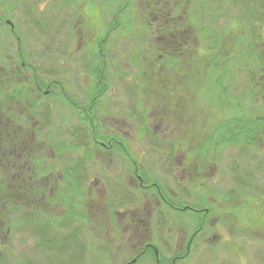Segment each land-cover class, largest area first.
<instances>
[{
    "label": "rangeland",
    "instance_id": "374dc122",
    "mask_svg": "<svg viewBox=\"0 0 264 264\" xmlns=\"http://www.w3.org/2000/svg\"><path fill=\"white\" fill-rule=\"evenodd\" d=\"M114 1L119 7L110 12L101 9L108 0L0 2V264H125L138 239L126 231L113 242L121 248H105L110 229H136L129 217L150 211L169 213L191 230L202 215L141 192L156 188L172 207L208 208L227 221L207 231L212 240L182 264H264V139L245 150L222 148L215 133L230 118L264 116V0H206L195 18L189 14L203 0ZM158 8L162 27L175 14L177 22L209 26L210 40L177 31L178 25L158 29ZM238 17L250 37L235 50ZM216 37L223 38L222 50L211 43ZM251 48L261 53L249 60ZM213 54L242 65L232 71L229 108L208 103L197 85ZM22 90L23 103L9 100ZM7 134L11 146L3 141ZM105 134L122 140L126 159L101 153ZM132 165L144 185L154 186L140 191L129 183ZM102 169L113 172L97 174ZM65 215L75 216L65 223ZM168 225L155 244L169 243Z\"/></svg>",
    "mask_w": 264,
    "mask_h": 264
},
{
    "label": "flooded vegetation",
    "instance_id": "af4514ba",
    "mask_svg": "<svg viewBox=\"0 0 264 264\" xmlns=\"http://www.w3.org/2000/svg\"><path fill=\"white\" fill-rule=\"evenodd\" d=\"M112 1L113 0H108V4L106 6H103V8H101L102 10H104L105 12L107 11H113L111 10V7H119L118 2L114 1L113 5H112ZM128 2L125 3V5H129L131 4V0L129 3V0H127ZM134 1V0H133ZM168 2H170V0H167ZM206 0L203 1H199L197 6L195 7V9L191 10L189 17H193L197 15L196 13L197 8H200V12L202 13V9H203V3ZM1 2V0H0ZM161 3V0H158V4ZM117 4V5H114ZM120 4V3H119ZM181 6V2L178 1V4H174V8H170V11H174L177 6L178 7ZM2 6V4L0 5V7ZM109 8V9H106ZM123 9L122 6H120L119 11ZM174 9V10H173ZM163 9H157L156 10V14L157 17L154 20V22H156L157 24V28L159 29L160 27L163 29L166 26L167 27H183V28H191L192 26V22L191 21H183V22H177L176 18L178 17L175 14H168L169 15V19L173 20L170 22H166V26H161L164 21L162 20L163 18ZM117 13V12H116ZM193 13V15L191 14ZM202 16V15H201ZM114 17V22L116 20V16ZM202 19V17H201ZM201 23L203 21H200ZM142 27H148L151 22L147 21V22H141ZM201 25V24H200ZM162 33H165L164 31H162ZM89 114V113H88ZM3 129H1L0 126V134L1 131ZM6 130V128H5ZM1 136V135H0ZM7 138H9V140H11V134H7L6 136ZM104 139H106V144L101 143L102 146V152L101 153H105V154H112L114 152H118L121 156V158L126 159L128 157V154L126 152L124 143L122 142V140L117 139L114 136L111 135H104ZM102 167L105 168V163L104 161H102ZM36 168V166H34V169ZM132 172H128L130 173V177L128 176V178H130L129 183H136L137 188L141 191L142 189H148V186H154V184L152 183L150 184H146L144 185L143 182V178L142 176H139V170L137 169L136 165H132ZM40 170V169H39ZM105 173V176L108 175V173L112 174V170L107 171V169H102V171L98 172L99 173ZM108 172V173H107ZM38 177H42L41 175H37ZM100 179L101 178H105V177H101L99 176ZM108 177V176H107ZM122 177V176H121ZM18 179L21 178L20 176L17 177ZM102 180V179H101ZM101 180L99 179H94L95 184L97 185H101L99 182H101ZM29 181L31 182V184H33V181L29 178ZM103 182V181H102ZM104 185V183L102 184V186ZM31 186V185H30ZM33 186V185H32ZM143 194L145 195H149V193L152 194V196H154L155 201L158 204H161L167 208L176 210V211H192L193 213L197 214V213H201V217L200 219L196 220V219H192L195 223L194 226H191V230L189 229L188 225H185L183 223H181L179 220L174 219L173 217H170L169 213H165V214H161V213H157V214H152L150 211L147 213H142L140 215L138 214H134L132 215L131 222L136 224V229H128V228H118V229H110L108 231V234H110V232L114 233L113 239H110V241L112 242L111 245H107L105 246V248H121V246H116L113 244L114 241H122V239L125 237L122 234H125L126 231L128 232H132V236L135 237V239H138V241L135 244H132L130 246V249L132 251H136V255H133L131 260L129 262H126L125 264H136L139 260H142V264H145L146 262H148L149 264H182L184 263V261L191 256L190 258L193 257L192 254H194L193 252L196 251V249L198 248V246H205L207 241H211L212 237H206L204 236L205 233H207V231H212V229H220L223 228L225 226H227V221H225L224 219H221L217 216H213L208 208L202 209V210H198L196 208H192L191 206H177V207H172L170 205V203L168 202V200L165 198V196L163 195V193L161 192V190L159 188H156V193L153 192H143L141 191ZM217 203V202H216ZM152 209V208H151ZM114 217L117 215L115 212L113 213ZM111 222V221H110ZM169 224L168 226H165V231H164V235L165 238H167L169 240V243H165V240L161 241V244H155L156 241H159V238L156 237V234H158V231H160L161 227H164V224ZM197 223V224H196ZM139 227V228H138ZM215 227V228H214ZM117 234V235H116ZM216 237V235H215ZM163 238V237H162ZM105 241V240H104ZM162 248H166V251H164ZM203 253H206L207 248H201Z\"/></svg>",
    "mask_w": 264,
    "mask_h": 264
},
{
    "label": "trees",
    "instance_id": "16d2710c",
    "mask_svg": "<svg viewBox=\"0 0 264 264\" xmlns=\"http://www.w3.org/2000/svg\"><path fill=\"white\" fill-rule=\"evenodd\" d=\"M248 1L249 0H246L247 3H248ZM263 5H264V3H260L259 7H261V10L263 11V14H264V8H262ZM246 7L248 8V6H246ZM249 9L260 11V8H252V7L250 8V6H249ZM258 19H261V18H258ZM239 22H240V18L238 17V19L234 23V25L236 27V34H237V39H236L237 45L233 48L235 50L239 46H242V45H243V47L247 46V44H248L247 38L250 37L249 33H248L249 35H247L245 32L242 33L241 26H240L241 24ZM174 28H176V27H174ZM170 30H171V28L170 29H164L163 31L166 33L167 31H170ZM178 30H181V32L186 31L188 33L194 32V35L200 39L203 37L204 38L207 37V39H209L211 37L210 36V34H211L210 28L207 25L206 26L200 25L196 28H194V27H192V28H179V29H177V31ZM256 37L259 38V40L261 39L259 31L258 32L256 31L255 38ZM224 41H226V40L224 39ZM211 43L214 46L216 43L220 44L219 49L222 50L221 45L223 46V38L221 39V37H216L214 39V41H212ZM208 50L210 52L212 51V53H214L216 51L215 47L209 48ZM260 53H261L260 50H258L256 48H251L250 49V57H248L247 59L250 60V59L257 58L260 56ZM213 55H215V54H213ZM216 55L214 58L210 59L211 61L207 65L206 75L204 76L205 80H203V78H201L202 79L201 84L197 82V85H200V86L203 85L204 90H202L201 92L204 93V91H206L208 93V96L206 97V100H208V103L211 104V102L212 103L222 102L223 108H229V104L227 102V98H228L227 95H228V92H229V89L231 86L230 81L232 79H234V77L232 76V73H233L232 71L236 70L237 67L241 68L242 65H239L236 61H232V59L227 58L225 55H223V56L221 54H216ZM98 57L100 58V55ZM220 58H225L224 64L220 61ZM261 66H262L261 68L263 71L262 73L264 75V58H262V60H261ZM97 67H98V64H95L94 66H92L93 72L97 73ZM175 68H176V66H175ZM96 79L98 81V83H97L98 86L103 85V81H102L103 78L101 77V75H99ZM23 92L24 91L22 90L21 92L16 91V92L11 93V98L9 96V98H10L9 100H11L12 102L23 103L25 101V95ZM102 92L103 91H100L97 94L95 93L96 94V96H95L96 100H98L101 97L100 95L102 94ZM252 93H254V91ZM247 100H249V99H247ZM263 131H264V116H255L253 118H245L244 116H242V117H233V118H230L228 121L221 122L218 125L217 130H215V133L218 134L217 135L218 136L217 143H219V146L221 145L222 148L230 146V145H235V146H238L241 150H245L249 146L256 145V140L259 137L264 139V132ZM93 137L96 138L95 131L93 132ZM95 140L93 142H95ZM3 141L6 142V146L7 145L11 146V140H9V138H7V137L3 138ZM12 143H13V141H12ZM208 143H209V141H208ZM34 162H36V161H34ZM32 163H33V161H31V164ZM36 169H37V172L39 173L40 172L39 168L36 167ZM37 175H39V174H37ZM68 188L69 187H66L65 189L69 191ZM252 209L246 210V211L251 212ZM17 210H18V208H17ZM65 210H66V212L69 211V209L67 207H65ZM242 211H241V214H242ZM74 216L75 215H72V216L65 215V220H66L65 223H70L71 220L74 219ZM63 226H65V225H63Z\"/></svg>",
    "mask_w": 264,
    "mask_h": 264
}]
</instances>
